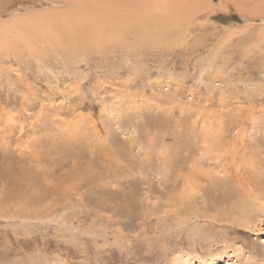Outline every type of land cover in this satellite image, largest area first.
Listing matches in <instances>:
<instances>
[{
    "label": "rangeland",
    "instance_id": "374dc122",
    "mask_svg": "<svg viewBox=\"0 0 264 264\" xmlns=\"http://www.w3.org/2000/svg\"><path fill=\"white\" fill-rule=\"evenodd\" d=\"M8 1L0 264H264V0H129L159 36L74 47L36 29L127 0Z\"/></svg>",
    "mask_w": 264,
    "mask_h": 264
},
{
    "label": "bare ground",
    "instance_id": "6f19581e",
    "mask_svg": "<svg viewBox=\"0 0 264 264\" xmlns=\"http://www.w3.org/2000/svg\"><path fill=\"white\" fill-rule=\"evenodd\" d=\"M31 1L34 2L33 0H31ZM9 2H10V0L8 1V3ZM17 2H18V5L19 4L20 5H26V3L27 4L29 3L28 0H27V2L24 0H17ZM145 2L148 6H150V4H151L150 1L145 0ZM50 3L57 5L58 3L61 4L62 0H51ZM102 3H100V5ZM105 5H107V4H105ZM127 5L130 7L129 0H127L125 2V5L120 4V5H117L114 7L110 6L111 7L110 12L107 11L109 9V8L106 9L107 6L100 8V7H97V5H95L96 7H94V8L88 7L85 9H79L78 11H76L78 14H76V12L73 13V18L75 17V24H73L71 26L69 25V27H67L65 30H64V18H62L63 15L61 16V15L57 14V16L55 15V17H59V18H57L55 20V23L48 24V26H46V25L43 26V23H41L40 30L36 29V34H35L36 41L39 43V40H40V43L44 42V43L51 44L50 42H53L54 40L59 41L60 38H63V40H65L67 42V44L73 45V47H74L76 45L79 46L82 44L89 45V42L93 41L95 37L107 38V39H110L109 41H112V42L113 41L121 42V40L125 36H126V38H127V36H131V39H133L135 41L144 42L151 37L156 38L157 36H159V34L156 33V31H154V33L152 34L149 31V29L155 27V25L159 22L162 23L163 20L161 19L160 16L157 17L154 14L147 13L145 11H143V12L134 11L132 13L129 11V8H127ZM137 9H139V8H137ZM52 14L53 13H50L47 15L44 14L42 19L46 20L47 17L52 18L53 17ZM27 23H29V22H27ZM68 24H69V20H68ZM68 24H66V26ZM16 27L20 28L19 26H16ZM20 29L18 31H20ZM18 31H16V29L13 30L15 35L19 34V33H17ZM21 32L23 34L20 33V35H23L22 39H24V37L26 36L25 33H28L29 31L22 28ZM93 36H95V37L93 38ZM1 38H3V37H0V39ZM7 38H9V37H7ZM7 38L5 40H0V46L3 49L4 48L7 49V46H8V48H9V46H12V43H11L12 40L10 39L11 42L9 43ZM44 43H42V44H44ZM238 142H236V143H238ZM236 170H239V169L236 168ZM257 188H259V187H257ZM260 188H261V186H260ZM262 193H260V194L263 196L264 191Z\"/></svg>",
    "mask_w": 264,
    "mask_h": 264
}]
</instances>
